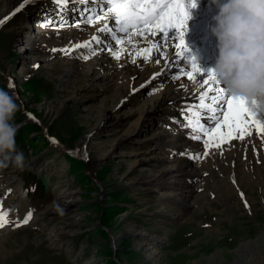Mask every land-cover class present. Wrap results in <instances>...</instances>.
<instances>
[{"label":"rangeland","instance_id":"obj_1","mask_svg":"<svg viewBox=\"0 0 264 264\" xmlns=\"http://www.w3.org/2000/svg\"><path fill=\"white\" fill-rule=\"evenodd\" d=\"M7 1L0 0V21L17 3L14 0L10 8L4 7ZM71 4L64 13L68 19L81 15L82 6ZM55 6L52 0L25 3L0 27V88L13 94L19 105L16 142L29 162L23 172L9 167L0 173V199L13 221L0 230V264H264V146L255 150L247 142L250 157L239 147L226 161L219 150L210 152L199 160L203 174L196 182V198L189 203L161 200L163 191L183 197L185 180L180 181L183 187L149 188L145 181L162 168L159 156L171 149L156 150L154 142L142 152L141 146L161 129L175 128L178 114L170 98L161 95L159 106L142 118L109 125L114 117L133 114L138 104L161 91L134 89L135 80L122 70L125 66L113 67L120 74L113 70L107 80L105 69H111L115 59L94 77L91 64H103L110 56L107 51L87 60L82 58L88 53L85 48L70 55L51 51L85 39L82 27L75 28L77 20L66 27L69 34L63 30L64 36L59 35L65 27H41L57 13ZM84 25L91 31L95 28ZM99 37L119 50L109 35ZM138 50L129 51L135 55ZM128 56L124 53L123 63L134 66ZM75 63L82 64L81 69L71 73L69 68ZM52 139L58 143H51ZM245 166L248 180L241 174ZM29 210L33 217L29 224L15 227ZM142 234L160 239L147 251L150 247Z\"/></svg>","mask_w":264,"mask_h":264},{"label":"bare ground","instance_id":"obj_2","mask_svg":"<svg viewBox=\"0 0 264 264\" xmlns=\"http://www.w3.org/2000/svg\"><path fill=\"white\" fill-rule=\"evenodd\" d=\"M13 2H14V0H8L7 2H4L5 6L4 5L3 6L6 7V5H7L10 8L13 5L12 4ZM22 2H23V0H17V3H16L17 5L15 4V6L12 7L13 9L11 8L10 11L7 12V14L14 12V10L19 5H21ZM71 3H72L71 5H73V6H75V5L76 6H80V7L82 6L81 8L85 7L84 5H80V4L75 3V0H72ZM185 4H186V10H187V12H188V14L190 16V19L187 21L186 28L183 30L184 31L183 39H184V42H185L186 50L184 51V53H183V55L181 57H177L176 56L175 45L178 43V33L176 32L175 29H173L169 33V35H170V38H173L175 40L169 41L168 43H165L163 41V39H162V35L163 34L158 32L155 36H149L147 40H145L142 36H135V37H133V42L129 43V42H127V39H126L125 40V44L128 43V47H124L125 44L124 45H119L120 46V48L118 47L119 50L122 47L123 48H128V50H130V51L135 49V48H137V47L139 48V50H142V49H150L151 50L147 54V56H145L143 54L142 56H140V58L136 57L137 63H135L134 66H132V65L128 66L127 63H125V62L123 63L122 59L120 61L113 60L114 58L112 57L111 54H110V56H108V59H106L104 62H102L103 64L100 65V64H96V62H92L91 66H93V69L95 71V72H93L92 75L95 77V76H97L96 74H99L100 72H102V70H103L102 66H107V62L113 60L112 64H111L112 65L111 67L112 68L113 67L116 68V67H119V66L120 67L121 66H125L124 68H122V70H125L126 73L130 75L129 77L135 80L134 86L133 85L132 86H133L134 89H136L138 87V89L140 90V93L142 91L145 92L146 89L148 90V89H155V88H159L160 91H161L160 94L157 95V96L156 95L155 96H151V97L147 96L148 98L146 97L147 99L143 103L138 104V109L133 111V114H131V113L126 114L125 113L122 116L120 115L121 119H118L117 117H114V120H115L114 122H111V121L108 122L109 125H111L113 127H116L117 125H119L120 122H126L127 123V121H129V119L132 118V117L136 116V117L142 118L143 116L147 115L146 113L151 112L153 110V108L156 109V107L159 106L160 96L161 95H166V97L170 98L171 101H169V102L172 104L174 110L176 111V114H178V117L175 120L179 121V123L175 122V128L174 129L172 128V130L167 129L165 127V128H163V130L161 129L160 132L154 133L153 137L150 136L152 138H150V139L147 138V140H143L142 146H141V150H142V152H144L146 149H149L148 146L151 143L155 142L154 144L156 146L155 147L156 150L157 149H161V150L164 149V151H165L166 148H170L171 152H169V153L164 152L162 154V156H159L158 161H159V164L162 166L161 170L159 171L157 176L152 174V176L149 177V179L147 181H145V183L149 186V188H154L157 191L158 189H160V188L163 189L164 187L169 189L171 187V185H178V186L180 185V186L183 187V184L181 183L182 182L181 180H183V181L185 180V195L183 197L179 196V198H178L177 197L178 193H176V192H170V193L166 194L163 191L160 194V199L161 200L174 199L177 202H181L182 201V202H185V203H189V202H191L190 200L192 198H196L195 195L198 194V192H199L197 190L198 188L196 187V182L199 179H201L202 174H203L202 173L203 170H201L202 169V165L200 164L199 160L193 159L194 162L193 161L189 162L188 160L190 158L187 155H183L182 156V155H180V153H184V152L187 151V152L191 153L193 156H195L197 154L203 153L205 151V148H204V145H203L202 141H197V140H194V139H192L190 137V135H189V133L191 131L190 129H185L184 127H182V125L184 123H186V121L184 120V116L181 114V109L184 108L187 104H198L199 103V100L196 99L195 97L198 96L200 91H202V89L200 88V84H202V80L204 78H206V76L210 73L211 70L215 69L217 61H218V58H219V51H218V42L211 43L210 45L205 43L204 45L205 46H209L211 49H208V50H202L201 49V46L203 45V41L208 37L209 28L211 26V16H212V14H209L206 11L205 7H194V8L190 7L188 0H185ZM89 6H91V5H89ZM96 7H97V5H96ZM100 7H104V5H101ZM100 7L98 6L97 8L99 9ZM56 9H57V6H56ZM49 18L54 20V22H55L51 26L52 27H56L57 25H59L61 23H64L65 21L67 22V24H69L70 22L75 21V20L80 22L81 15H80V13H77L75 16H73V15L70 16V19H68V18H66L64 16V19L61 20V17L59 15H57V13H56L55 15L48 16V19ZM102 23H103V21L100 22V24H97L95 26V28L93 27L94 29L92 31L88 30L89 28H87L84 24L81 23L80 25H82V26H79V27H82L81 31L84 32L85 39L80 41L79 43H84L86 41H91L92 37L96 36V35H98V36H103V34L106 35V33H100L97 30L102 25ZM109 23H112V21L110 20ZM75 28H76V26H75ZM65 29H66V27L64 29H62V31H61L62 35H59V34L58 35L59 36H64L63 30H65ZM65 31H66V33L69 34V30L68 29H66ZM200 31L202 32V34H201V36L199 38V42L197 44V35L200 33ZM70 33H72V32H70ZM107 35H109V37L111 38L110 34H107ZM118 35L119 36L120 35H124L125 36L124 33H118ZM71 36H73V35H71ZM102 40H104V39H102ZM44 42H46V41H44ZM149 42H150V44H149ZM133 44H135V48H133ZM93 47H96L94 41H93ZM77 50L78 49H76L75 51H77ZM115 50L117 51V47L115 48ZM193 50H195L194 53H193ZM125 53H127V52H125ZM151 53H152V56H148ZM191 53H193L192 56H194V58L192 57V59H189L188 54H191ZM87 54H89V50H88ZM128 57H130V55ZM93 60H95V59H93ZM128 60H130V58ZM121 61H122V63H121ZM194 63L197 64L200 67V69L204 73L205 77L201 76L199 72H196V71L193 70V64ZM76 64L77 63H75L74 65L70 66L69 71H71V73L75 72V71H79V69H81V65L82 64L78 65V66H76ZM113 64H115V65H113ZM118 64H120V65H118ZM163 67H164V69H166L165 67H168L166 72H164ZM115 68H113L112 70L111 69H105V71H108V73H105V74H107V78L105 77L107 80H109L111 74H113V72H112L113 70L115 72H117L116 73L117 75L120 74L117 71L119 68L117 70H115ZM146 68H148L149 69L148 71H151L152 73L147 75L148 71L145 70ZM181 70H183V71H181ZM155 73L157 74V76L154 77L153 74H155ZM188 73L192 74L195 77V79L194 80H189L188 76H187ZM177 76H179L180 78L176 79L175 77H177ZM209 95H212V94L210 93ZM90 99H92V98H90ZM113 110H115V108H112V110H111L112 113L114 112ZM201 112H202V115L205 117V119H203L201 122L205 123L206 126H209V127L214 126L215 122L214 121H209L207 119V117L211 116L212 114L208 113V112H205L204 110H201ZM116 115H118V114H116ZM262 115H264V114H262ZM262 115H259L257 117H261ZM167 124L164 125V126H167ZM120 125H121V123H120ZM122 125H124V123ZM138 130H139V127H137L133 131V133L138 132ZM181 131L183 132V134L181 133ZM204 139H206V137H204ZM247 142H251V144L253 145L255 150L256 149L258 150V148L260 149L261 146L262 147L264 146V140L261 139L260 135L254 129L253 130V135L251 137H246L244 141L235 140V141L232 142L231 146L227 145V144L223 145V148L228 152V154L225 155V156L223 154V157H221V158L225 159V161L227 160V158L230 159L232 153H234L236 151V149L239 148V147H240V152L244 156L250 157L251 156V148L248 146ZM251 144H249V145L252 146ZM216 150H219V149H210L209 152H214L215 153ZM219 152H220V150H219ZM170 153H173V154H170ZM215 156H214V158H215ZM236 156H238V155H236ZM244 156H242V157H244ZM217 158H218V156H217ZM232 158H234V157H232ZM238 162H239V160H238ZM229 163H231V162H229ZM232 163L234 164L233 166H236L235 164L237 162L235 161V159H232ZM212 164H213V162H212ZM247 164H248V166L251 165V164L249 165V162H247ZM135 165L132 166L131 169H134ZM219 165H220V163H219ZM203 166L205 167V164ZM223 166L225 167L224 164H223ZM220 167H222V165L219 166V168ZM235 169L239 171V169H237V168H235ZM258 170L260 171V169H258ZM241 171H243V172L242 173L240 171L239 172L245 177V179L248 180V178H249V169L247 168V166H245V169L242 168ZM263 172H261V173H263ZM254 173H255V170H254ZM251 175H253V174H251ZM216 183H215V185H216ZM198 197H199V195H198ZM164 201H166V200H164ZM165 210H166L165 212H170L167 209H165ZM142 237L145 239L146 245L148 247H150V248H147V251L151 250V248H153V246L155 244H157V242L160 239V237H153L152 235L145 236L144 234H142ZM151 255L152 254H150L149 256H151Z\"/></svg>","mask_w":264,"mask_h":264},{"label":"snow or ice","instance_id":"obj_3","mask_svg":"<svg viewBox=\"0 0 264 264\" xmlns=\"http://www.w3.org/2000/svg\"><path fill=\"white\" fill-rule=\"evenodd\" d=\"M37 2L38 0H23L22 4L11 15H15L16 12L20 11L25 3L35 4ZM71 2L72 0H52V3L57 6V15L61 17V20L64 19V13L68 10ZM75 3L85 6L81 10L80 23L95 27L103 21L97 30L100 33L110 34L112 40L115 41V45H124L126 39L127 42L132 43L135 36H142L147 40L149 36H155L158 32L163 34V41L168 43L175 40L170 38L169 35L175 29L178 33V43L175 45L176 56L181 57L186 50L183 30L186 28L190 16L186 10L185 0H75ZM97 4L104 5V7L98 9ZM192 6L195 7V3ZM8 18L10 17L6 19ZM110 20L112 23H109ZM54 23V20L49 18L41 24V27H48ZM80 23L75 26L79 27ZM71 26L73 25H68L65 21L56 27L59 29ZM118 33H124L125 36L121 37ZM93 41L96 47H93ZM81 48L89 50V54L82 56L85 60L99 52L107 51L115 60L120 61L124 53L127 52L132 57L131 62L134 64L137 63V56L141 54L147 56L151 51L150 49H142L138 50L135 55L123 47L116 51L112 43L102 40L99 36H93L91 41L75 43L70 47L52 49L51 51H59L65 55H70L76 49ZM133 48H135V44H133ZM34 67H39V65ZM193 70L205 77L200 67L195 63L193 64ZM187 76L189 80L195 79L190 73ZM175 78L179 79L180 77ZM9 87L14 89L15 85L9 82ZM200 88L202 91L195 97L199 100V103L187 104L181 109V114L186 121L182 127L191 130L189 135L192 139L202 141L205 151L195 156L187 151L180 153V155H187L190 159L202 160L210 154V149H219V154L223 155L225 150L223 145L231 146L235 140L244 141L246 137L253 135L254 129L264 140V115L257 117L249 107L248 101L230 96L214 70H211L206 78L202 80ZM210 93L212 95H209ZM201 110L212 114L207 119L214 121V126L209 127L201 122L205 119ZM32 118L35 119V117ZM175 122L179 123V121ZM51 143L57 144L58 141L52 139ZM83 156L87 159L86 151ZM233 183L235 184L236 181L233 180ZM240 195L243 199L244 193L241 192ZM244 203L246 207H249L246 200ZM8 216L9 211L3 209L2 199H0V230L13 224ZM32 218V210H29L26 217L22 221L15 222L14 226L17 228L26 226Z\"/></svg>","mask_w":264,"mask_h":264},{"label":"clouds","instance_id":"obj_4","mask_svg":"<svg viewBox=\"0 0 264 264\" xmlns=\"http://www.w3.org/2000/svg\"><path fill=\"white\" fill-rule=\"evenodd\" d=\"M219 12L212 32L219 58L214 69L230 96L248 101L257 115L264 114V0H216ZM195 62V61H194ZM196 63V62H195ZM19 105L0 88V173L9 167H29L17 147ZM58 210L63 212V209Z\"/></svg>","mask_w":264,"mask_h":264}]
</instances>
